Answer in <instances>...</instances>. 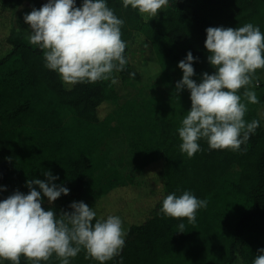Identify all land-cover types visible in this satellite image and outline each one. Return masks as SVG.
<instances>
[{
  "label": "trees",
  "instance_id": "16d2710c",
  "mask_svg": "<svg viewBox=\"0 0 264 264\" xmlns=\"http://www.w3.org/2000/svg\"><path fill=\"white\" fill-rule=\"evenodd\" d=\"M21 1L0 0V201L17 191L28 194L26 182H47L44 173L50 171L58 177L53 183L69 189L51 204L42 195V207L57 215L71 212L73 202L89 195L96 168L89 151L91 128L118 108L120 98L130 95L131 84L151 85L169 69H179L188 52L194 57L198 83L204 73L213 74L204 47L209 27L252 23L264 33V0H169L147 23L138 11L123 8L122 0H106L124 21L128 63L113 74L115 84L108 80L67 85L45 67L43 51L30 44L29 35L8 32ZM45 3L41 0L39 8ZM81 4L76 0L77 7ZM138 62L154 64L157 73L143 71ZM263 74L264 69L257 70L255 78ZM243 91L238 93L242 97ZM247 107L245 121L257 120L259 127L238 151L211 150L201 139L200 151L191 158L180 151L178 121L161 114L148 119L150 139H155L160 156L129 181L114 171L112 185L89 206L96 219L120 217L126 233L123 248L106 264H253L264 249V105L261 117L254 104ZM184 191L208 201L197 211L195 224L160 212L167 195ZM180 223L185 224L184 233L177 232ZM85 256L82 250L70 264H98ZM20 264L31 262L22 256ZM42 264L60 261L53 255Z\"/></svg>",
  "mask_w": 264,
  "mask_h": 264
},
{
  "label": "clouds",
  "instance_id": "9594fccd",
  "mask_svg": "<svg viewBox=\"0 0 264 264\" xmlns=\"http://www.w3.org/2000/svg\"><path fill=\"white\" fill-rule=\"evenodd\" d=\"M168 3L122 0L123 8L138 11L145 23ZM24 22L31 30L30 44L43 51L45 67L67 85L108 80L115 84L113 74L124 71L128 63L121 32L124 21L106 0H82L79 7L76 0H47L25 14ZM204 47L214 73H204L199 83L193 80L194 57L188 52L178 64L183 76L175 86L177 95L184 89L190 92L191 109L178 128L180 151L189 158L200 151L201 139L211 150L238 151L259 127V121L246 122L244 117L247 104L259 103L250 89L257 70L264 69V33L252 23L237 28L209 27ZM241 89L243 97L238 94ZM44 175L47 182H26L28 194L17 191L0 201V261L20 264L23 256L31 264H42L55 255L60 264H70V258L83 250L86 259L106 264L125 244L120 217L96 219V212L84 202H73L71 212L62 210L59 215L51 208L45 210L42 195L51 204L61 195L67 196L69 189L53 183L58 177L50 171ZM207 204L206 199L184 191L179 196L167 195L160 212L164 217L187 218L189 224H195L197 211ZM184 230L185 224L180 223L177 232ZM253 264H264V249L259 250Z\"/></svg>",
  "mask_w": 264,
  "mask_h": 264
},
{
  "label": "rangeland",
  "instance_id": "374dc122",
  "mask_svg": "<svg viewBox=\"0 0 264 264\" xmlns=\"http://www.w3.org/2000/svg\"><path fill=\"white\" fill-rule=\"evenodd\" d=\"M40 1L22 0L9 22L8 32L11 29L10 32L14 36L30 35L31 30L25 24L24 16L33 8L39 9ZM0 34L4 35L2 24ZM138 63V67L143 71L149 74L157 73L154 64L148 66ZM10 68L11 66L7 67ZM182 76V70L171 68L149 86L131 84L130 95L120 98L118 108L111 112L104 122L91 128L94 131V139L89 151L95 160L96 168L90 180V193L83 196L80 202L92 205L99 193L112 185L110 177L114 171L121 175L122 180L129 181L143 166L160 156L161 151L155 144V139H150L147 121L153 114H161L163 118L175 119L181 124L191 109L190 92L184 89L177 95L175 91L176 83ZM192 78L198 83L195 76ZM257 81L259 86H256ZM250 90L255 91L257 95L259 103L254 104V109L261 117L264 105V74L254 78ZM134 125L137 129L132 130ZM232 171L233 175L237 173L236 169Z\"/></svg>",
  "mask_w": 264,
  "mask_h": 264
}]
</instances>
